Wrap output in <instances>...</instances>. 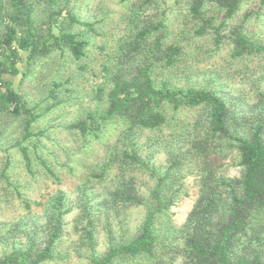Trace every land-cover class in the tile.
I'll return each instance as SVG.
<instances>
[{"label": "trees", "instance_id": "16d2710c", "mask_svg": "<svg viewBox=\"0 0 264 264\" xmlns=\"http://www.w3.org/2000/svg\"><path fill=\"white\" fill-rule=\"evenodd\" d=\"M169 1L120 0L129 4L128 32L107 67L109 90L98 89L102 108L63 125L65 131L85 140L107 136V128L116 121L124 125L116 141L108 144L101 165L86 173L83 186L89 196L93 180L103 183L110 178L113 182L101 202L106 213L107 246L102 253L98 251L101 208L97 212L86 199L74 219L79 241L75 252L89 264H264V90L250 103L245 99L231 101L211 87H179L165 79L158 81V68H173L184 55L179 42L167 41L165 15L169 8L164 5ZM246 1L175 3L188 4L191 14L202 22L198 34L213 29L217 44L223 38L233 44L235 59L264 57V43L247 31L252 12H247L241 23L226 25ZM71 3L7 0L4 6L0 4V180L8 186L17 188L10 176L14 153L20 155L31 175L35 174V164H40L47 174L60 180L39 151L45 130L37 131L34 126L66 102L59 93L65 83L55 80L41 102L33 104L5 80V74L19 73L16 63L21 52L28 53L29 65L22 80L40 59L56 51L69 53L75 60L85 56L90 42L75 25L92 23L79 18ZM221 13L225 18L216 27ZM223 26L228 28L224 35ZM184 109L199 111L192 129L175 128L178 113ZM165 126L173 128L167 143L155 147L156 139L151 137L142 143L144 131ZM146 145L149 150L145 154ZM161 150L167 155L164 165L154 160ZM234 151L240 175L220 174L224 160ZM138 173L153 181L147 193L138 185ZM187 176L195 177L199 192L186 220L178 226L172 208L187 195ZM24 202L30 208V203ZM134 207L143 209L137 228L130 231L121 221L120 231L113 229L110 215L120 217ZM71 210L67 195L59 192L45 205L43 222L31 217L11 226L2 225L0 264H47L62 258L59 248L67 234L66 216ZM18 234L21 236L16 241Z\"/></svg>", "mask_w": 264, "mask_h": 264}, {"label": "rangeland", "instance_id": "374dc122", "mask_svg": "<svg viewBox=\"0 0 264 264\" xmlns=\"http://www.w3.org/2000/svg\"><path fill=\"white\" fill-rule=\"evenodd\" d=\"M6 3L7 0H0L2 6ZM261 4V0H247L235 18L226 20V25L229 27L241 23L245 14L252 12L253 15L246 22L247 31L252 37L264 43V7L262 8ZM128 5L122 4L120 0H72L74 13L83 21L92 23V26L75 25V30L84 33L90 42L85 56L75 60L69 53L62 55L60 51H56L51 56L40 59L35 66L33 65L27 78L22 80L23 72L28 71L29 65L28 53L21 52L20 60L16 63L19 73L5 74V80L33 104L41 102L55 80L65 83L59 93L66 102L55 107L34 126L37 131L45 130V135L40 137L39 151L60 180L57 181L47 174L40 164H35V174L31 175L18 153L13 154L15 164L10 171L11 179L17 188L8 186L0 180V227L11 226L31 217L43 222L44 207L49 200L59 192L67 195V203L72 210L66 216L67 234L63 237L59 248L60 257L63 259L59 258L47 264H89L85 257H80L75 252L74 247L78 246L79 241L78 234L74 231V219L80 212L83 200L89 199L97 212L101 208V202L113 182H110V178L103 183L97 179L93 180L92 187H88L90 189L88 196L83 192L86 173L89 169H95V165H101L107 156L108 144L116 141L124 125L120 121L111 123L107 128L110 133L99 140L92 138L85 140L80 135L65 131L63 125L84 116L87 111H98L102 108L103 102L97 97L98 89L104 87L106 93L110 88L107 67L128 32ZM164 7L169 8L165 15L167 41L179 42L184 48V55L175 67L158 68V81L165 79L179 87H211L231 101L245 99L250 103L255 102L258 91L264 90V57L235 59L232 56L233 44H229L226 38H223L221 44H217L213 29H208L205 34L196 32L202 22L191 14L188 4L185 2L177 4L175 0H170ZM224 18L223 13L218 14L216 27L220 26V21ZM224 27L221 29L222 35L228 32V28ZM105 96L103 95L102 98L105 99ZM198 113V109L182 110L178 113V123L175 128L192 129L191 123L197 118ZM172 129L170 126H165L153 132L144 131L141 141L146 142L151 137L156 139L155 147H159L169 141ZM148 150L149 147L146 145L144 153L146 154ZM2 157L3 154H0V166H2ZM166 157L165 151L161 150L156 153L154 160L157 164L164 165ZM238 162V155L234 151L224 160L220 174L239 176ZM99 167L97 166V169ZM137 178L139 187L147 193L153 181L149 176L140 173L137 174ZM185 191L187 195L181 197L172 208L173 219L178 226L184 223L198 197L199 190L195 177H186ZM25 200L30 203V208L26 207ZM103 209L100 210L102 222L98 228L100 253L107 246L104 229V222L107 221ZM142 217L143 209L134 207L120 217L111 214L108 220L117 232L120 231L121 221L126 228L134 231ZM19 234L16 241L20 239ZM24 240L22 238V241ZM9 245L12 246L11 243ZM177 264H181L180 261Z\"/></svg>", "mask_w": 264, "mask_h": 264}]
</instances>
